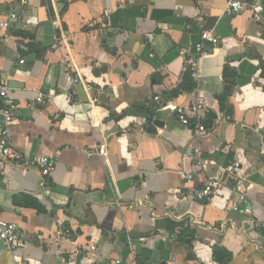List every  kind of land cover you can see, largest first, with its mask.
<instances>
[{
	"label": "crops",
	"instance_id": "0c3cea01",
	"mask_svg": "<svg viewBox=\"0 0 264 264\" xmlns=\"http://www.w3.org/2000/svg\"><path fill=\"white\" fill-rule=\"evenodd\" d=\"M11 14L0 78L19 159L0 154V220L27 247L0 241V264H264V0H0ZM202 31L217 43L195 58ZM187 72L194 88L169 99ZM198 104L203 126L216 117L203 134L175 111ZM40 157L56 163L44 189L25 169Z\"/></svg>",
	"mask_w": 264,
	"mask_h": 264
},
{
	"label": "built area",
	"instance_id": "2783aa9c",
	"mask_svg": "<svg viewBox=\"0 0 264 264\" xmlns=\"http://www.w3.org/2000/svg\"><path fill=\"white\" fill-rule=\"evenodd\" d=\"M245 12L250 13V18L254 22H261V12L262 7L255 4H246L243 2L230 1L225 9V13L228 15H238ZM17 19L16 14L9 15L8 19L0 21V43L5 37V32L10 27L13 20ZM205 43L211 45H216L217 38L214 37L208 31H202L200 34V41L194 45L195 58L207 57L210 52L204 46ZM195 62V61H194ZM23 61H20L22 64ZM191 66L194 63L191 62ZM193 69V68H192ZM79 83V79L75 78L73 84ZM157 100V99H156ZM45 99L41 96L36 98V104H44ZM33 103V104H34ZM203 108V104L194 105L188 109L177 108L175 109L178 121L185 126L191 125L190 121H193V128L197 134H203L206 129L202 124V118L198 115V111ZM17 105L13 98L9 95V89L5 80L0 78V154L3 162L15 161L19 159V156L13 151L11 146V137L9 126L13 122L16 114ZM56 163L52 158L40 157L36 158L34 161L26 162L25 169H35L38 175V187L44 189L47 183V179L51 173L55 170ZM238 167L237 163L226 168L228 173H232ZM188 179L190 177L188 176ZM221 185L218 182H209L201 190L193 192V198L199 202H207L211 199L214 191L220 188ZM233 211L240 212L245 215L252 216L251 209L247 206L236 205L231 208ZM251 223L261 230L262 236L264 238V221H258L257 219L251 220ZM60 238L70 239L72 238L71 231L64 228L59 233ZM0 241L3 245L9 249L16 248H26L27 242L24 239L23 234L18 230V228L10 222L0 220ZM94 246H90L89 250L93 251ZM118 264V263H117ZM158 264H164L160 262Z\"/></svg>",
	"mask_w": 264,
	"mask_h": 264
},
{
	"label": "trees",
	"instance_id": "16d2710c",
	"mask_svg": "<svg viewBox=\"0 0 264 264\" xmlns=\"http://www.w3.org/2000/svg\"><path fill=\"white\" fill-rule=\"evenodd\" d=\"M18 35H21V36H25V37H28L29 39L33 40V36L28 34V33H25L23 31H18L17 33ZM195 86V83L194 81L191 79V75L189 72H187V74L184 76V83H183V87L179 88V90H176V91H173L170 93V97L169 99L171 98H174L178 95L179 91L180 90H192ZM215 115L214 114H211V115H208L206 116L205 120H204V126L206 128H209L212 124V121L215 119Z\"/></svg>",
	"mask_w": 264,
	"mask_h": 264
},
{
	"label": "water",
	"instance_id": "95a60500",
	"mask_svg": "<svg viewBox=\"0 0 264 264\" xmlns=\"http://www.w3.org/2000/svg\"><path fill=\"white\" fill-rule=\"evenodd\" d=\"M155 125L158 126L159 124H157V122H155Z\"/></svg>",
	"mask_w": 264,
	"mask_h": 264
}]
</instances>
